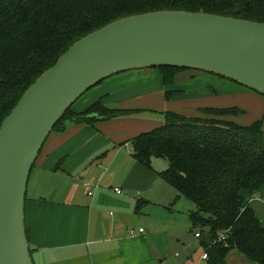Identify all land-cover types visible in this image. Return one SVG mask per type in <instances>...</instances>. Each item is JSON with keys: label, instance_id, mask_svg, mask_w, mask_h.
Instances as JSON below:
<instances>
[{"label": "trees", "instance_id": "trees-1", "mask_svg": "<svg viewBox=\"0 0 264 264\" xmlns=\"http://www.w3.org/2000/svg\"><path fill=\"white\" fill-rule=\"evenodd\" d=\"M163 9L264 22V0H0V124L26 88L75 40L117 18ZM154 68L165 84L193 70ZM182 93L170 90L165 96ZM72 105L52 131L74 116ZM135 112L96 102L76 117L92 122L91 113L110 119ZM242 112L211 106L198 107L194 115L167 110L160 126L130 139L133 157L145 167L152 168L153 158L166 161L156 173L176 190L174 202L184 197L194 204L188 218L192 229L201 230L196 232L202 234L208 264H227L231 249L264 264V225L243 196L244 191L255 195L264 185L263 121L231 119Z\"/></svg>", "mask_w": 264, "mask_h": 264}, {"label": "crops", "instance_id": "crops-1", "mask_svg": "<svg viewBox=\"0 0 264 264\" xmlns=\"http://www.w3.org/2000/svg\"><path fill=\"white\" fill-rule=\"evenodd\" d=\"M197 75L200 74L176 80L188 81ZM176 80L165 84L160 71L152 67L112 76L81 97L78 106H72L74 116L48 135L33 166L52 161L51 165L46 164L47 169L58 175L60 182L46 194L30 197L28 182L33 166L30 170L24 222L33 264H208L201 257L204 249L201 236H195L197 229L187 240H180L177 233L165 243L156 238V222L165 226L175 218L177 192L171 191L172 187L156 170L151 172L132 155L131 138L160 126L163 112L177 111L169 107L181 95L165 96L170 90L185 93L184 89L173 87ZM152 81H157L158 92L145 90L140 96L156 93L157 108L129 107L124 104L126 100H111L117 92L127 91L126 87H147ZM164 98L172 101L160 104ZM96 102L107 109L137 112L92 122L76 117ZM197 108L186 115H194ZM145 110L158 112L162 118L152 114L139 117ZM152 184H156L157 192L151 190ZM115 188L122 192L117 193ZM260 190L257 196L246 191L243 196L264 225V191ZM139 228L143 230L138 232ZM129 229L136 234L129 235ZM225 260L227 264H254L236 249H231Z\"/></svg>", "mask_w": 264, "mask_h": 264}, {"label": "water", "instance_id": "water-1", "mask_svg": "<svg viewBox=\"0 0 264 264\" xmlns=\"http://www.w3.org/2000/svg\"><path fill=\"white\" fill-rule=\"evenodd\" d=\"M158 66L212 73L264 96V22L163 9L117 18L75 40L0 124V264H33L24 222L27 182L63 113L109 76Z\"/></svg>", "mask_w": 264, "mask_h": 264}, {"label": "rangeland", "instance_id": "rangeland-1", "mask_svg": "<svg viewBox=\"0 0 264 264\" xmlns=\"http://www.w3.org/2000/svg\"><path fill=\"white\" fill-rule=\"evenodd\" d=\"M120 73L114 74L112 76L118 75ZM197 73L200 75H197L194 79L188 81L177 79L176 82H174L173 87L184 89L185 93L181 94L182 98L178 96L179 98H176L173 101L169 100L172 101L169 108L177 110L176 112L186 115V113L188 112L190 113L195 107H206V106L219 107V108L238 107L242 109L243 112L238 114L237 116L231 117L232 120H235L236 122L241 124H250L252 121L256 119H262L263 121L262 126L264 129V96L250 89H247L238 83L221 78L215 74L203 72L199 70H191L183 76L181 75L176 76V78H180V77L189 78L193 74H197ZM112 76L105 78L104 80H102L101 82L90 88L81 97L83 98L85 97V95H88V93H90L89 91L96 88L97 86L101 84L103 85L104 81H106V79ZM158 83L159 85H161L159 81ZM156 84L157 81H152L147 87H142L140 85H138L136 88H132L133 85L132 87H126L128 88L127 91L117 92L116 94L113 95L111 100L119 99L120 102L126 100L124 104H127L125 106H129V107L153 106V108H157V106L159 107L158 105L159 101L158 102L154 101L155 99L154 96L156 95V93L140 96L142 94H145L143 93V91L145 90H150V92L151 91L158 92L159 87H156L157 86ZM81 97L78 98L72 106L75 105L78 106L79 101L82 99ZM169 101H166V99L164 98V100H162V103L160 104L167 105ZM110 105H114V104H110ZM179 105H181L180 108ZM193 106L195 107L193 108ZM156 110L158 111L159 109ZM149 111L151 110H145L146 112L145 114L140 113L138 116L145 117V115L152 114L156 118H160V117L162 118V114L158 112L154 113ZM70 112L71 114H74L72 112V107L70 108ZM138 116L135 115V117ZM50 162L52 161H48L40 164L37 163L36 165L33 166L28 182V196L30 197L33 195L37 196L41 193L46 194V192L49 191V188L53 187L55 189L57 183L60 182L59 176L54 174L53 172H50V170L47 169L46 164L48 163V165H51ZM151 165L152 168L149 169L151 172H153L154 170L156 171L163 170L164 168H166L167 163L164 159L153 158L151 161ZM54 166L55 165H53L52 168H54ZM151 188L153 192L158 191L156 184H152ZM261 190L264 191V185L261 187ZM171 191L175 192L176 190L172 187ZM257 195L258 194H256L255 196ZM173 206L174 209L176 210V213H174L175 218L174 219L171 218L170 220L171 222L167 223L165 226L163 225V223H158V221L156 222L157 226L159 227L156 231V238L163 241L164 243L168 239L172 238V236H175L176 233L179 235L177 237L180 240H187L188 236L191 235L193 232V229L191 230V224L187 218L186 212L190 209H193L194 204L189 200H187L186 198L180 197L179 199H177V201H175ZM197 231L201 232L199 228H197Z\"/></svg>", "mask_w": 264, "mask_h": 264}, {"label": "built area", "instance_id": "built-area-1", "mask_svg": "<svg viewBox=\"0 0 264 264\" xmlns=\"http://www.w3.org/2000/svg\"><path fill=\"white\" fill-rule=\"evenodd\" d=\"M115 191H116L117 193H121V192H122L121 189H119V188H115ZM88 193L91 194L92 191H89ZM142 230H143L142 228H139V229H138V232H141ZM128 234L131 235V236H133V235L136 234V231H135L134 229H129ZM195 236H196V237H199L200 235H199L198 232H195ZM201 257H202V259H207V252L204 251V252L202 253V256H201Z\"/></svg>", "mask_w": 264, "mask_h": 264}]
</instances>
